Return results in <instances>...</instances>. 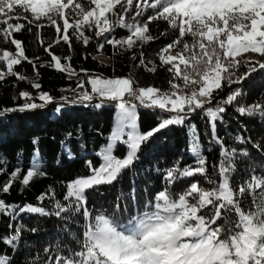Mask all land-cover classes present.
<instances>
[{
  "label": "snow or ice",
  "instance_id": "obj_1",
  "mask_svg": "<svg viewBox=\"0 0 264 264\" xmlns=\"http://www.w3.org/2000/svg\"><path fill=\"white\" fill-rule=\"evenodd\" d=\"M20 20L36 28L41 46L44 45L42 29L46 26L54 28L56 39L44 47L51 61L40 64V67L47 66L69 75H76L71 65V54L63 57L66 63H62V58L51 51L61 41L71 53L73 40L87 48L93 42V36L86 32H94L97 53L102 52L106 45L111 46L114 53L131 51L155 39L149 25L161 20L171 30H178L179 35L158 53L160 67L167 66V72L172 74L168 81L170 90L162 91L153 86L135 87L136 82L131 77L108 78L97 74L89 75L86 81L90 92L85 81L80 79L76 89L72 90L74 95L71 99L60 98L64 103L56 108L57 114L68 104L88 106L98 99L100 102L95 107L99 109L105 103L115 102L118 113L115 126L108 136L107 145L96 153L102 162L95 166L93 161L87 160L86 167L92 174L67 182L66 194L62 198H57L52 185L37 197L41 205L45 200L53 201V211L31 203L23 206L7 203L0 198V216L9 217L8 227L14 229V234L2 238V242L11 246L13 251L19 250L18 242L26 229L22 217L26 214L54 215L61 220H73L82 212L84 223L79 235L65 227V231L75 239L76 248L69 246L67 254L60 251L52 255L50 246H46L44 253L48 259L45 264H264V174L257 176L253 170L246 186L240 185L238 193L233 190L230 177L235 172L238 150L225 146L223 138L216 132L217 122L226 123L222 114L227 111V106L238 103V98L244 94L243 82L252 73L264 70V0H0V43L10 44L15 49L14 52L0 49V82L15 77L16 81L27 82L37 90L35 97L21 90L19 99L25 103L0 111V117L6 113L44 109L55 101L48 92L40 91L38 79H30L14 70L22 61H27L39 77L35 61L25 55L22 41L14 35L26 26ZM32 27H28L29 32ZM117 29L126 30V37L117 38ZM186 37H191V42ZM245 53L258 54L260 59H238ZM139 57L137 67L143 66L152 73L157 71L152 61L148 62L151 67L145 64L142 51ZM131 59L135 61L136 54ZM242 63L248 71L238 74ZM80 71L87 75L86 69ZM225 84L229 93L217 100ZM233 85L240 87L233 88ZM214 101L215 106H212ZM140 106L158 110L155 114L160 122L147 132H141L138 127ZM198 110L211 129L208 151L213 150V144L220 148L219 161L212 164L214 169L218 168L219 180L207 175L208 160L193 123L188 129V150L194 158L193 164L181 168L180 160H176L167 169L156 168L158 174L163 172L162 188L144 203L142 212L137 211L126 222L117 216L121 201L126 199L122 191L112 216L100 212L93 218L87 207L86 191L94 186L113 184L124 170L134 165L145 143L170 126H183ZM234 110L241 116H258L264 123V104L240 105ZM165 114H168L167 118ZM72 137L73 134L68 133L61 142L62 154L69 161L76 159L68 143ZM234 139L239 144L246 142L241 134ZM248 142H251V137H248ZM33 143L37 144L38 139ZM120 144L126 146L123 158H118L113 151L114 146ZM253 147L264 151L261 143H253ZM239 152L242 156L249 155L247 148ZM43 167L38 156H34L21 179L22 166L18 158L17 166L8 174L0 194H9L17 181L22 194L34 178L46 176ZM5 172L6 166H0V175ZM196 176L204 177L205 183L212 187L205 188L199 180L193 179L183 191L175 192L178 180ZM245 193L251 196L247 210L240 206ZM130 197L133 200L137 198L135 181ZM209 207L214 209L211 217L203 214ZM232 214L236 219L230 218ZM221 219L225 221L224 225L219 224ZM75 222L79 224V220ZM27 230L35 234L39 229ZM57 249H60L59 244ZM0 264H11V258L0 255ZM27 264H39V253L29 257Z\"/></svg>",
  "mask_w": 264,
  "mask_h": 264
},
{
  "label": "trees",
  "instance_id": "obj_2",
  "mask_svg": "<svg viewBox=\"0 0 264 264\" xmlns=\"http://www.w3.org/2000/svg\"><path fill=\"white\" fill-rule=\"evenodd\" d=\"M19 22L26 26L20 33L14 34L15 38L22 41L25 55L35 61L39 77H36L32 65L27 61H22L21 65L15 66L14 70L30 79H38L41 84L40 91L48 92L55 98V101L44 109L23 113H6L0 117V166H6V172L0 175V188L8 179V174L17 166L18 158L19 164L22 166L21 179L29 169L34 156H38L42 161L44 165L42 170L46 172L45 177L34 178L22 194L19 192L21 185L17 181L10 193L0 194V198L7 203H16L20 206L31 203L34 206H43L46 210L53 211V201L45 200L41 205L37 201V197L45 192L49 185H52L57 198H62L66 194L67 182L92 174L86 167V161H93L95 166H99L102 162L96 153L108 142V136L113 129L116 116V110L107 104L97 109L95 105L99 102L96 101H92L88 106L68 104L61 113L57 114L56 108L64 103L60 98L68 97L71 99L73 97L72 90L76 88L80 79L85 81V87L90 92L91 88L86 83L90 74H99L108 78L131 77L138 87L153 86L162 91L170 90L168 81L172 74L167 72V66L160 67L158 53L161 48L171 43L179 35V32L178 30H171L169 25L162 20L155 21L149 25L150 33L155 38L153 41L142 48L136 47L131 51H117L115 53L112 47L108 45L103 48L102 52L97 53L94 32H86L87 35L93 36V42L87 48L73 40L71 53H69L67 45L61 41L54 45L51 51L62 58V63H66L63 57L71 54V65L75 69L76 75H69L47 66L40 67V64L51 61V57L44 51V47L56 39L54 28L46 26L42 29L44 45L41 46L36 35V28L27 25L25 20ZM28 27H32L31 32L28 31ZM165 32L168 35H160ZM126 35V30L117 29L115 32L117 38L126 37ZM186 39L191 42V37H186ZM3 48L15 51L14 46L0 43V49ZM141 51L144 53L145 64L148 67L152 66L148 63L149 61L156 65L157 71L155 73L147 71L143 66L137 67ZM86 54H89L87 59L84 58ZM133 54L137 56L135 61L131 59ZM36 57L39 59L37 60ZM80 69H86L87 75ZM245 71H248V68L242 63L238 74ZM178 83H182V81H178ZM13 84L16 86L13 87ZM232 87L236 88L240 85H233ZM21 90L28 91L33 97L37 95V90L32 89L29 83L16 81L15 77H8L4 82H0V111L25 103L24 100L19 99ZM242 91L244 94L238 98V103L234 102L232 106H227V111L222 114L226 123L217 122L216 130L217 135L223 138L225 146L229 149L236 148L238 150L235 158V172L230 177V186L237 193L240 185L246 186L253 170L257 176L264 174V151H258L253 147V143L264 145V123L259 121L258 116L257 118H249L241 116L234 110L236 106L240 105L264 104V70L252 73L243 82ZM228 93L229 87L225 84L224 91L217 96V100L226 97ZM14 97L17 99L14 100ZM37 102L39 103V101ZM212 106H215V101ZM155 112L158 110H138V127L141 132H147L160 122ZM167 115L165 114V118ZM193 123L199 132L203 154L208 160L207 175L212 179L219 180L218 168L214 169L212 164L218 163L220 148L213 144L211 145L213 150L208 151L211 129L206 119L201 118V113L198 110L183 126H170L156 134L150 142L145 143L139 150L138 159L134 165L124 170L113 184L94 186L93 189L86 191L87 207L91 210L93 218L100 212L112 216L115 212L117 198L122 191L126 199L121 201L117 216L121 221L126 222L137 211L142 212L144 203L162 188L163 172L158 174L155 171L156 168L167 169L173 166L176 160H180L181 168L193 164L194 158L188 150L190 140L188 129ZM68 133L73 134L72 139L68 141L71 151L76 156V159L72 161H69L61 151V142L66 139ZM237 134H241L245 138L244 144L236 143L234 138ZM248 137H251V142H248ZM34 139H38L37 144L33 143ZM244 148H247L248 156L240 155L239 150ZM114 154L118 158H123L126 155V146L120 144L115 149ZM193 179L199 180L201 186L205 188L212 187V185L205 183L204 177L196 176L191 179L178 180L175 185V192L183 191ZM133 181H135L137 190L136 200L130 197ZM237 198L239 199V197ZM250 205L251 196L245 193L244 197L240 199V206L247 210ZM203 214L211 217L214 214V209L209 207ZM65 215L71 216L69 213ZM230 218L236 219L234 214ZM22 220L26 229L22 231L21 239L18 242L19 250L13 251L11 246L2 242V238L14 234V229L10 230L8 227L10 218L0 216V255H7L11 258V264H27L29 257H35L37 253H39V264H45L48 259L44 253L46 246H50V254L52 255L59 254L60 251L67 254V248L70 246L75 249L76 244L75 239L65 231V227L67 226L72 232L79 235L84 223L82 212L73 220H61L54 215L40 217L36 214H26ZM75 220H79V224ZM13 223L15 224V222ZM219 224L224 225L225 221L221 219ZM32 228L39 230L33 234L27 230ZM25 242H28L30 246H26ZM58 244L60 249H57Z\"/></svg>",
  "mask_w": 264,
  "mask_h": 264
},
{
  "label": "rangeland",
  "instance_id": "obj_3",
  "mask_svg": "<svg viewBox=\"0 0 264 264\" xmlns=\"http://www.w3.org/2000/svg\"><path fill=\"white\" fill-rule=\"evenodd\" d=\"M238 58H240L242 61L243 60H251V61H255V60H257V59H260V57L258 56V54H255V53H245V54H243V56L242 57H238ZM90 75H92V74H90ZM88 79V78H87ZM135 87H138V86H136V84L134 85ZM76 89V88H75ZM91 90V89H90ZM78 91V90H77ZM73 92V91H72ZM107 105H109V103H107ZM117 116H118V113H117V109H116V116H115V121H114V126H115V123H116V120H117ZM138 119H139V115H138ZM113 126V127H114ZM126 138V137H125ZM107 145V143L105 144V145H103L102 146V148H101V150L100 151H102L103 150V148L105 147ZM117 147H115L114 146V149H113V151H115V149H116ZM212 209V208H211Z\"/></svg>",
  "mask_w": 264,
  "mask_h": 264
},
{
  "label": "bare ground",
  "instance_id": "obj_4",
  "mask_svg": "<svg viewBox=\"0 0 264 264\" xmlns=\"http://www.w3.org/2000/svg\"><path fill=\"white\" fill-rule=\"evenodd\" d=\"M78 91H81V90H78ZM74 95V93L72 94V96ZM93 101H96V102H100L98 99H94ZM107 104V103H105ZM109 105L111 106H115V102H110ZM140 108H143L142 106H140Z\"/></svg>",
  "mask_w": 264,
  "mask_h": 264
}]
</instances>
